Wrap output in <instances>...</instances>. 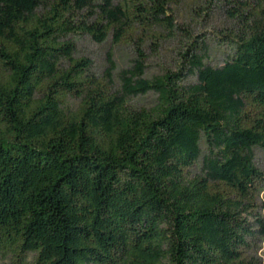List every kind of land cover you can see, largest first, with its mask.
<instances>
[{
  "label": "trees",
  "instance_id": "trees-1",
  "mask_svg": "<svg viewBox=\"0 0 264 264\" xmlns=\"http://www.w3.org/2000/svg\"><path fill=\"white\" fill-rule=\"evenodd\" d=\"M96 1L0 0V256L251 264L245 217L263 179L253 148L264 149V0L228 12L241 34L223 66L205 65L192 45L176 72L152 79L141 46L177 29L165 0ZM81 34L134 49L118 91L111 55L104 78L73 57L66 38ZM190 76L196 82L184 84ZM149 92L151 108L129 104ZM201 144L208 154L192 176Z\"/></svg>",
  "mask_w": 264,
  "mask_h": 264
},
{
  "label": "rangeland",
  "instance_id": "rangeland-1",
  "mask_svg": "<svg viewBox=\"0 0 264 264\" xmlns=\"http://www.w3.org/2000/svg\"><path fill=\"white\" fill-rule=\"evenodd\" d=\"M246 1L165 0L168 15L173 18L177 29L173 36L163 33L158 40L147 39L141 46L145 58L143 77L152 79L166 72H176L181 66L183 53L192 45V53L203 56L205 65L213 68L223 66L234 53L236 36L241 34L239 25L230 19L228 12L236 7L238 2ZM66 40L74 45V58L83 57L91 61V73L97 78H104L105 72L110 69L108 55H111L113 68L110 72V88L112 92L119 90L120 73L130 69L136 58L132 46L114 45L111 35L100 44L83 34L69 35ZM195 82L196 77L190 76L184 84ZM155 100L156 96L149 92L144 96L130 98L129 104L132 107L148 109L154 105ZM75 105V100H69L70 107ZM200 148L201 155L191 168L192 176L202 174L203 158L208 154L203 144ZM253 153L254 165L261 172L263 179L252 215L245 217L249 230L245 254L251 264H264V149L254 147ZM29 258L31 259V256ZM13 262L10 254L0 256V264Z\"/></svg>",
  "mask_w": 264,
  "mask_h": 264
}]
</instances>
